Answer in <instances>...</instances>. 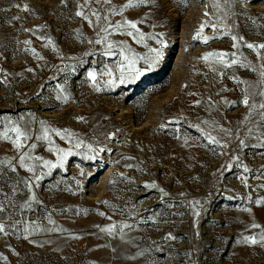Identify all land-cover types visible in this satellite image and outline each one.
I'll return each mask as SVG.
<instances>
[{
	"label": "rangeland",
	"instance_id": "obj_1",
	"mask_svg": "<svg viewBox=\"0 0 264 264\" xmlns=\"http://www.w3.org/2000/svg\"><path fill=\"white\" fill-rule=\"evenodd\" d=\"M213 2L151 0L110 15L129 0H0V133L11 138L0 139V161H11L0 165V264H264V247L242 242L264 231V122L255 111L246 120L242 104L264 89V49L245 46L264 44V0ZM125 20L139 33L115 29ZM202 25L207 42L193 39ZM214 52L237 64L201 59ZM13 126L28 137L20 149ZM58 149L71 152L60 167L35 160L59 165ZM21 153L44 174L31 190Z\"/></svg>",
	"mask_w": 264,
	"mask_h": 264
},
{
	"label": "snow or ice",
	"instance_id": "obj_2",
	"mask_svg": "<svg viewBox=\"0 0 264 264\" xmlns=\"http://www.w3.org/2000/svg\"><path fill=\"white\" fill-rule=\"evenodd\" d=\"M95 2L97 4L104 5V4H109L111 2V0H95ZM150 2H151V0H137V3L136 4H133L132 3V0H129V3L125 4L123 6V8H121L119 11H117L116 9H112L110 11V15L122 14V12L124 11V9H126V8L143 5L145 3H150ZM180 2H184V0H180ZM229 2H230V0H224V3L225 4H228ZM232 2H235V0H232ZM88 3H89V0H85V4H88ZM17 7H19V6L17 5ZM79 7L82 8L83 6H79ZM213 7L219 8L220 7V4L218 2H215V0H214ZM24 10L27 11V6H24ZM90 11H91V15L96 18V21L97 22H99L100 19H101L100 12L97 11V10H91V9H90ZM76 15L79 16V17H82V18H84L86 20H88V22H89L90 25L93 23L92 20H90L88 18V16H86L84 14L83 11H77L76 12ZM205 15H209V14L208 13H205ZM17 19H18V17H17ZM104 20L107 21L108 20V16H105L104 17ZM253 23H255V21H253ZM124 25H127L131 29H135L136 32L139 33V29L137 28V22H133V21H127V20H125L123 24L116 23L114 25V27H115V29H120ZM109 27H112V25H111L110 22L106 26H101L100 27V31L105 32V33H108ZM212 27L215 30L216 25L214 24V25H212ZM202 32H203V25L201 26L200 29L197 30L196 34L193 36V39L195 40V39H198V38H202L204 40V42H207L208 37H201ZM127 35L130 36V37H133L134 34H133L132 31H129V32H127ZM231 38H232L233 41H236L237 40V37L236 36H232ZM103 39H106V37H104ZM239 39L242 40L243 37H240ZM140 40H143V36L142 35L140 36ZM95 42L97 44H100L102 42V40L98 39ZM24 43L30 44L31 41H25ZM52 43L53 42L49 39L48 40V44L51 45ZM245 46L247 48H249V49H252L253 51H256L257 49H264V44L254 45L252 43H247ZM233 47L235 48V47H237V45L234 43L233 44ZM113 48H114V45L111 42H109L107 44L108 51L105 52V55H112L113 53H112L111 50ZM153 51H157V50L156 49H153ZM34 54L38 56V54H36V53H34ZM159 54L160 53L157 52V56H159ZM120 55L123 56L126 61H128V68L131 70L132 67L134 66L135 62H136L135 59L134 58L133 59H129L128 56H125L124 55V50H121L120 51ZM227 55H228L227 53H215L214 52V53L205 54L201 59H203L207 63L208 60H209V57H215L216 58V62L222 63L224 67H231L232 65L237 64V60L235 58L231 59L230 61H225L224 60V57L227 56ZM232 55L234 57L235 56V53H233ZM257 55H258V57L261 60H264V54H261V53L257 52ZM38 58L42 59V57H38ZM208 66L211 68V70L218 71V69L212 67L211 64H209ZM261 67L264 68V64H262ZM28 71H32V70L31 69H28ZM123 72H124V69H123V67H121V82H123V78H124ZM110 74L111 73H109V75ZM88 75H89V78L93 82L96 81V76H95L94 73L89 72ZM260 76L261 77H264V71H261L260 72ZM0 83H2V81H0ZM239 83H246V82L245 81H239ZM260 84L261 85H264V79H262L260 81ZM251 87H252V85H249V88H251ZM61 91H63V90L61 89ZM250 97H259L260 99H258L256 101L250 103ZM57 98L60 99L59 96ZM64 100L65 101L67 100V97L66 96L64 97ZM242 104L245 107H247V108L250 109L248 115H246V117H245L246 120L248 119V116L252 115L253 111H255L256 115L259 117V122H264V89L260 90L259 92H252V93H249V92L245 91L244 96H243V99H242ZM203 123L207 124L209 122L208 121H204ZM10 131L13 132V133H15V139L12 140L13 145L17 149L22 148L23 147V144L21 143V138L23 137L24 139H27L28 137H27L26 133L25 132H22L21 129H20V127H16V126H13L10 129ZM220 131L224 132L226 135H231V133L227 129L220 128ZM250 131H251V129H250ZM56 134L57 135H60L59 132H57ZM46 136H47V129L45 130V138H46ZM0 139L6 140V141L11 139L9 137V135H8V130H5L3 133H0ZM37 139H39V137H37ZM207 139H208V142L209 143L217 144V145H220L221 147H226L227 146L226 144H221L220 140H218L215 136L211 135L210 133L207 134ZM240 144L243 145L244 144V141L241 140L240 141ZM81 145H82V142H77L76 145H75V147L80 148ZM31 147L32 148H35V145L33 144ZM90 147L91 146H89V148ZM57 151H58V153H61L62 154L59 157V160H60L59 165L56 164V163H52L51 161H48V160H43V158L40 157V156H36L35 157V160H37V161H41L42 160L43 161V167L48 168L49 170L55 169L57 167H60V166L63 165L64 160L69 155H71V152L70 151L69 152H64L63 149H58ZM100 151H103V149H100ZM30 158L31 157H30V155L28 153H21L19 155V165L21 167H25L28 172L33 173V176L30 177L29 180L24 181L25 186L27 188H29V190H31V188L33 187V185L29 181L30 180H35V181L38 182V181L41 180L42 176L44 175L43 173L36 174L34 172L33 167L26 164V160L27 159H30ZM5 163H9L10 164L11 161H7V162L6 161H0V165L5 164ZM11 170L12 171H15V168L13 167ZM244 171L247 172L249 170L247 168H245ZM151 187L154 188V187H156V185L153 184V185H151ZM164 194L167 195V193H164ZM33 199H35V197H33ZM195 203L196 204H199V201H196ZM256 203L257 204H261V203H264V201H259L258 200ZM24 206L26 207L27 204L24 205ZM5 210H6L5 209V206L3 204H0V213L5 212ZM195 214L198 216L199 215V212H196ZM101 215H103V214H101ZM123 227H131V226L130 225H124ZM251 227L252 228H260L261 226L254 223V224L251 225ZM101 230L102 231H109V232L112 231V229H101ZM25 231L27 232V228L25 229ZM0 234H5V235L8 234L7 227H6V223H4V222H0ZM166 238L167 239H175V237L171 236V234H169ZM25 239H27V236H25ZM242 242L245 243V244H249V245L260 244L261 247H264V231H262L258 237H256V236H243ZM0 258L6 259L5 257H0Z\"/></svg>",
	"mask_w": 264,
	"mask_h": 264
}]
</instances>
